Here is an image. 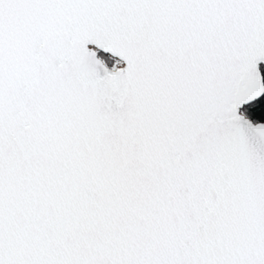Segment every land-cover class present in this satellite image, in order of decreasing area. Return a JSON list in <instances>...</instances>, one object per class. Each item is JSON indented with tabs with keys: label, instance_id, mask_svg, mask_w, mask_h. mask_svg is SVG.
Wrapping results in <instances>:
<instances>
[{
	"label": "snow or ice",
	"instance_id": "6c2138e0",
	"mask_svg": "<svg viewBox=\"0 0 264 264\" xmlns=\"http://www.w3.org/2000/svg\"><path fill=\"white\" fill-rule=\"evenodd\" d=\"M0 264H264V0H0Z\"/></svg>",
	"mask_w": 264,
	"mask_h": 264
}]
</instances>
